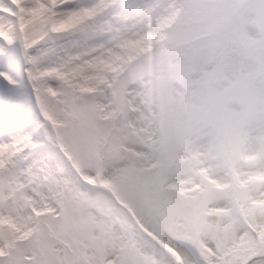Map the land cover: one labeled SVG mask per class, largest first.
<instances>
[{
    "label": "snow or ice",
    "instance_id": "6c2138e0",
    "mask_svg": "<svg viewBox=\"0 0 264 264\" xmlns=\"http://www.w3.org/2000/svg\"><path fill=\"white\" fill-rule=\"evenodd\" d=\"M188 0H0V264H264V170L193 143Z\"/></svg>",
    "mask_w": 264,
    "mask_h": 264
},
{
    "label": "rangeland",
    "instance_id": "374dc122",
    "mask_svg": "<svg viewBox=\"0 0 264 264\" xmlns=\"http://www.w3.org/2000/svg\"><path fill=\"white\" fill-rule=\"evenodd\" d=\"M244 1L190 0L176 60L190 68L185 82L189 93L178 91L189 118L205 114L196 125L194 145L207 152L211 139L217 147L214 135L219 130L223 144L237 147L241 155L236 166L254 171L252 162L264 170V38L258 25L264 28V0L244 3L240 9ZM201 72L204 76H193ZM244 127L247 138L239 146ZM243 150H248L245 159Z\"/></svg>",
    "mask_w": 264,
    "mask_h": 264
}]
</instances>
